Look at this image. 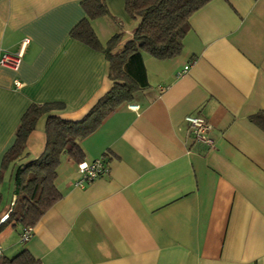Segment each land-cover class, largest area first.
Masks as SVG:
<instances>
[{
  "label": "crops",
  "instance_id": "obj_1",
  "mask_svg": "<svg viewBox=\"0 0 264 264\" xmlns=\"http://www.w3.org/2000/svg\"><path fill=\"white\" fill-rule=\"evenodd\" d=\"M81 1L0 0V55L28 39L16 69L0 65V217L13 196L1 162L27 107L62 102L50 114L78 120L111 87L104 54L70 35ZM104 2L115 20L91 27L102 45L121 31L119 51L137 21L123 0ZM189 23L180 53L144 54L149 86L81 140L83 162L103 158L107 171L76 186L63 155L61 197L27 241L22 226L4 227L3 261L27 249L40 264H264V129L249 119L264 111V0H210ZM188 114L207 120L212 146L193 140ZM46 117L27 137L31 156Z\"/></svg>",
  "mask_w": 264,
  "mask_h": 264
},
{
  "label": "trees",
  "instance_id": "obj_2",
  "mask_svg": "<svg viewBox=\"0 0 264 264\" xmlns=\"http://www.w3.org/2000/svg\"><path fill=\"white\" fill-rule=\"evenodd\" d=\"M209 1L123 0L126 14L137 24L131 38L119 51L117 46L123 38L121 31L113 33L102 45L91 27V20L111 17L104 0L81 1L85 16L71 29L70 35L104 54L111 87L78 120L50 114L53 109H62V102L32 103L27 107L16 127L14 141L1 162L3 170L8 166L12 169V201L17 210L9 206L7 217L0 222V232L10 224L32 227L43 212L61 197L55 183L61 157L68 155L77 164L83 161L81 140L95 131L110 112L130 102L137 91L149 86L143 55L168 59L180 53L191 15ZM44 114L47 115L45 145L38 155L31 156L26 140L37 119ZM249 119L264 129V111L251 115ZM1 262L40 264L39 259L27 249Z\"/></svg>",
  "mask_w": 264,
  "mask_h": 264
},
{
  "label": "built area",
  "instance_id": "obj_3",
  "mask_svg": "<svg viewBox=\"0 0 264 264\" xmlns=\"http://www.w3.org/2000/svg\"><path fill=\"white\" fill-rule=\"evenodd\" d=\"M28 42V39H23L20 48L16 52L3 51L0 55V65L16 69L22 58L23 48ZM188 68L185 65L182 70H180L177 75L183 74ZM18 86L19 83L16 82ZM185 122L189 127V133L194 141L204 143L207 146L213 145L212 138L208 135L209 124L207 120L201 115L188 114L184 117ZM77 168L80 172L79 178L74 182L76 186H82L84 183L90 182L93 179L103 175L107 171L106 164L103 158H98L90 163L80 162L77 164ZM7 213V212H6ZM5 214L0 217V222L4 221ZM7 217V215H6ZM32 234V227H23L19 233V241H27ZM3 259V249L0 247V264Z\"/></svg>",
  "mask_w": 264,
  "mask_h": 264
},
{
  "label": "rangeland",
  "instance_id": "obj_4",
  "mask_svg": "<svg viewBox=\"0 0 264 264\" xmlns=\"http://www.w3.org/2000/svg\"><path fill=\"white\" fill-rule=\"evenodd\" d=\"M3 196H4V193H3ZM9 197H10V195H9ZM5 198H6V196H5ZM12 198H13V197H12ZM7 203H8V202H7ZM8 204H9V203H8ZM9 205H11V208H14L15 211L17 210V205L14 204V201H12V203L9 204Z\"/></svg>",
  "mask_w": 264,
  "mask_h": 264
},
{
  "label": "bare ground",
  "instance_id": "obj_5",
  "mask_svg": "<svg viewBox=\"0 0 264 264\" xmlns=\"http://www.w3.org/2000/svg\"><path fill=\"white\" fill-rule=\"evenodd\" d=\"M6 218V213H5V217H4V219Z\"/></svg>",
  "mask_w": 264,
  "mask_h": 264
}]
</instances>
